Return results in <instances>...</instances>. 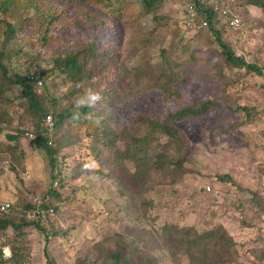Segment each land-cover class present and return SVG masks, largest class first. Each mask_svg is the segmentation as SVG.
Segmentation results:
<instances>
[{
  "label": "trees",
  "instance_id": "trees-1",
  "mask_svg": "<svg viewBox=\"0 0 264 264\" xmlns=\"http://www.w3.org/2000/svg\"><path fill=\"white\" fill-rule=\"evenodd\" d=\"M17 1L26 10H32L33 6L36 10L16 29V25L6 16L14 11L11 7ZM84 1L92 3L97 0ZM99 1L101 5H109L114 12L121 15L131 13L132 18H135V12L129 10L131 2ZM157 1L144 0L145 9L150 11ZM190 1L193 11L188 12L187 6L183 12L184 25L188 15L193 17V27L205 21L221 47L225 62L233 68L253 73L256 81L262 85L264 67L238 55L222 38V30L215 22L217 14L214 6L208 0ZM231 4L255 5L264 10V0H231ZM69 7L48 0H0V131L1 124L13 112H21L22 116L29 117L33 137L31 147L46 157L50 178L49 185L38 194L26 186L16 203H10L7 210L0 209V264L30 262L33 252L30 237L32 230L42 236L43 251L46 253L55 246V239L70 232L61 226L54 215L61 209V203L69 199L66 193L68 181L84 171L101 173L119 181L121 179L119 187L123 189L126 184L131 185L128 178L131 175L141 190L139 194L142 202L152 204V200H149L151 203L144 201L142 194L147 185L152 186L156 184L154 181L161 178L162 167L172 166L181 174L192 171L185 166L190 152L189 143L177 123L197 121L219 105L216 100L208 97L188 102L182 90L188 76L196 70L200 71V67H197L199 54L192 52L191 58L185 63L174 59L169 48H161V67L147 68L141 63L128 66L120 62L117 56V39L110 32L113 22H100L88 8L84 17L79 16L78 13H72ZM198 13H201V18L196 17ZM154 18L157 19L156 16ZM110 42L113 46H109ZM26 45L29 46L27 50ZM46 47H54L56 53L48 60L43 59L46 66H35L36 61L42 59L41 52ZM23 59V68H20L18 63ZM27 59H30L29 63H26ZM186 64L195 69H189ZM37 76L42 79V85H38ZM58 77L66 87L59 94L56 93L58 88L53 81ZM49 81H53L54 85L48 86ZM89 89L99 92L102 100L94 107L77 108L80 97L76 95L82 92L85 95ZM158 91L169 106L166 119L139 114V126L144 128V132L136 149L119 150V143L123 142L126 146L129 141L131 143L140 137L136 132H127L124 127L122 130L116 128L115 125L120 121L119 115L129 117L128 111L139 105L140 101H149L151 95L160 94ZM240 109L245 112L247 119L262 113L256 106L245 105ZM76 112L79 113L78 117L74 116ZM48 117L52 119L51 126ZM25 134L26 130L19 128L17 135L6 134L13 145H5L0 150V180L5 173L2 161L7 160L11 164L9 168L16 172L20 183L24 184L17 164L18 157H23L25 153L22 151L17 155L16 149L20 146V137ZM84 137L89 141V147L85 148L95 158H101L102 147L107 150L116 148L111 153V164L118 175L114 176L110 169L106 172L104 168L86 167L82 159V163L78 162L81 165L74 166L76 168L67 166L69 152L62 150L70 145L81 151ZM171 143H175V147L169 153L166 150L171 147ZM160 149L161 153L157 154ZM211 177L220 184L235 186L239 193H249L247 200L240 197L234 200L237 209L233 204L234 212L228 214V217L242 224L241 228L251 230L255 227L258 233L256 240L264 241L262 190L258 193L246 189L229 173H215ZM68 188L73 187L70 184ZM211 189L209 187V191ZM225 224L218 222L200 230L195 224L165 222L156 229L160 240L157 251L150 250L155 249L152 246L149 250L138 246L137 240L131 239L123 231L104 237L96 234L90 246L86 250L82 249L70 264H164L165 261L173 264L180 260H185L187 264H246L238 248L239 237ZM60 239L63 241L65 238ZM5 248L9 249V256L5 254ZM246 252L258 260L255 263L264 262L262 248L247 249ZM50 263L58 261L49 259Z\"/></svg>",
  "mask_w": 264,
  "mask_h": 264
},
{
  "label": "rangeland",
  "instance_id": "rangeland-1",
  "mask_svg": "<svg viewBox=\"0 0 264 264\" xmlns=\"http://www.w3.org/2000/svg\"><path fill=\"white\" fill-rule=\"evenodd\" d=\"M48 1L61 6H70L72 13H78L83 17L88 8L100 19V22L112 21L110 32L117 39L115 44L118 45L117 56L120 62L128 66L141 63L147 68L161 67L163 65L161 48H169L173 52L174 59L185 63L191 58L192 52L199 54L197 67H200V71L196 70L188 76L182 85V90L188 102H196L208 97L216 100L219 105L197 121L177 123L189 143L190 152L185 166L192 171L181 174L172 166L162 167L161 178L154 181L156 184L147 185L142 194L144 201L150 203L149 200L153 201L150 205L142 202L139 194L141 190L131 175L128 177L131 185L126 184L127 188L124 189L119 187L121 179L119 181L101 173L84 171L70 179L66 189L69 199L61 203V209L54 215L61 226L70 232L61 236L65 238L63 241L60 236L55 239V246L49 248V252L47 250L46 253L43 251L42 236L32 230L30 237L33 252L27 264H49V259H55L59 264H70L82 249L86 250L90 246L96 234L104 237L118 231L126 232L131 239L135 238L138 246L147 250L152 246L155 249L150 250L157 251L160 240L156 229L170 221L195 224L200 230L218 222L227 223L230 231L239 237L238 248L242 260L246 264H264V262L255 263L258 260L251 253L246 252L247 249L258 247L264 250V241L256 240L257 229L241 228L242 224L239 225L237 220L228 217V214L234 212V200L237 197L247 200L249 193L246 191L239 193L235 186L220 184L211 177L215 173H229L246 189L258 193L262 190L264 82L261 85L256 81L253 73H248L245 69L233 68L225 62L221 47L215 35L208 30L205 21H201L193 28L184 25L183 12L190 0H158L150 11L145 9L144 0H119V2H131L129 10L135 12L134 19L131 13L121 15L119 12H114L109 5H101L99 0L92 3L84 0ZM208 2L216 10L215 22L222 30V38L238 55L244 56L249 62H258L264 67V10L255 5L231 4V0H208ZM11 8L14 11L9 12V16L6 17L11 19L16 29L36 10L35 6L32 10L22 8L19 1ZM155 16L157 19L154 18ZM233 16L240 18L238 26L230 25ZM196 17L201 18V13ZM109 46H113L112 42ZM28 47L26 45V50ZM55 53L54 47H46L41 52L44 58L37 60L35 66L38 64L42 67L46 66L44 60H48ZM24 60L18 63L20 68H23L21 63L24 64ZM29 62L30 59H27L26 63ZM186 66L195 69L194 66L190 67L188 64ZM53 81L58 88L57 94L66 89L60 77ZM53 81H49L48 86H53ZM82 96H84L83 92L76 95V97ZM245 105L256 106L262 113L247 119L245 112L240 109ZM168 109L169 106L164 102L162 94L155 93L150 96L149 101H140L139 105L128 111L129 117L119 115L120 121L115 125L116 128L122 130L124 127L127 132H136L137 136H140L131 143L129 141L126 146L123 142L119 143V150L136 149L144 132V128L139 126L141 125L138 122L139 114L154 118L161 116L165 120ZM22 115L21 112H13L9 114L5 123L1 124L0 150L5 145H13L6 134L17 135V128L25 129L26 134L20 137V146L16 149L17 155L22 151L25 153L23 157H18L17 164L24 184L20 183L16 172L9 168L10 162L3 160L5 173L0 180V206L3 202L16 203L19 194L26 186L38 194L50 183L46 157L31 147L33 138L30 133L31 120ZM86 140L88 139L84 137L81 141V151L77 150L76 146L64 147L62 151L69 152L67 166L76 168L78 167L76 165H81L78 162L82 159L86 167L104 168L106 172L110 169L114 172V176L118 175L111 164V153L116 148L107 150L102 147L101 158H95L94 154L89 153L85 148L89 147V141ZM174 147L175 143L166 151L172 153ZM161 151L158 150L157 154ZM70 184L75 189L68 188ZM208 187L212 189L209 191ZM235 207L237 209L236 205ZM5 254L10 255L8 248H5ZM164 264L172 263L165 261ZM173 264H187V262L180 260Z\"/></svg>",
  "mask_w": 264,
  "mask_h": 264
},
{
  "label": "built area",
  "instance_id": "built-area-1",
  "mask_svg": "<svg viewBox=\"0 0 264 264\" xmlns=\"http://www.w3.org/2000/svg\"><path fill=\"white\" fill-rule=\"evenodd\" d=\"M192 11H193V5L192 4H189L188 5V12H192ZM185 22H186V27L193 28V17L191 15H188L186 17ZM239 24H240V18L238 16H233L230 19V25L231 26H238ZM36 79L38 81V85H42V82H43L42 79L39 76H37ZM48 122H49V124L51 126L52 125V119H51V117H48ZM262 182H263L262 183V194L264 196V179H263ZM208 189H209V187H208ZM9 207H10V203L9 202H3L1 204V206H0V209L1 210H7V209H9ZM6 252H7V250H6ZM50 264H59V263H50Z\"/></svg>",
  "mask_w": 264,
  "mask_h": 264
},
{
  "label": "clouds",
  "instance_id": "clouds-1",
  "mask_svg": "<svg viewBox=\"0 0 264 264\" xmlns=\"http://www.w3.org/2000/svg\"><path fill=\"white\" fill-rule=\"evenodd\" d=\"M101 100H102V96L100 95L99 92L89 89L84 96L80 97L77 100V108H80L82 106L94 107ZM74 116L78 117L79 113L78 112L74 113Z\"/></svg>",
  "mask_w": 264,
  "mask_h": 264
},
{
  "label": "crops",
  "instance_id": "crops-1",
  "mask_svg": "<svg viewBox=\"0 0 264 264\" xmlns=\"http://www.w3.org/2000/svg\"><path fill=\"white\" fill-rule=\"evenodd\" d=\"M225 225L228 227V224L227 223Z\"/></svg>",
  "mask_w": 264,
  "mask_h": 264
}]
</instances>
